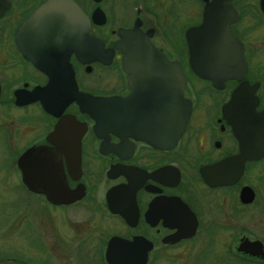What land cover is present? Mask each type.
Here are the masks:
<instances>
[{
    "label": "flooded vegetation",
    "instance_id": "obj_1",
    "mask_svg": "<svg viewBox=\"0 0 264 264\" xmlns=\"http://www.w3.org/2000/svg\"><path fill=\"white\" fill-rule=\"evenodd\" d=\"M0 3V139L48 229L45 244L33 221L46 258L14 264H264V153L234 179L230 163L235 131L264 152V0ZM189 28L207 77L188 63ZM120 29L177 64L180 99L175 70L149 50L124 69ZM24 172L46 177L49 200Z\"/></svg>",
    "mask_w": 264,
    "mask_h": 264
},
{
    "label": "water",
    "instance_id": "obj_2",
    "mask_svg": "<svg viewBox=\"0 0 264 264\" xmlns=\"http://www.w3.org/2000/svg\"><path fill=\"white\" fill-rule=\"evenodd\" d=\"M8 3L1 4L0 3V14L7 8ZM206 24H202L198 27L199 31L201 32L202 28L205 27ZM197 28H189L186 32H185V38H186V42H187V46H188V50H189V57H188V63L190 65V67L195 71V73L199 76L202 77H207L209 75V71L207 69L209 63H208V57L203 55V54H195L193 52V46H192V33L194 31H196ZM133 30H122L120 29V31L118 32L120 35L119 41L117 42V47H119L121 49V51L123 52V56H122V65L124 67V69L127 71V68L130 66H133V64H137V65H147V62H134L135 59H137L138 57L133 54L131 51L132 50H149L151 54H149L150 58L154 57L156 55V57L159 59L160 65L161 66H166L167 67V74H174L176 75L177 79L175 80V85L177 86V96L178 99L181 98V90L184 84V77L183 75L180 73V71L178 70L177 64L175 62H171L168 61L162 54H160L149 42L144 41V45H138V42H132L130 44V40L129 35L130 33H132ZM91 39L88 38V41H90ZM92 41V40H91ZM175 70V72L173 73V70ZM15 96H16V92H15ZM89 101L87 103H90V101H94V98H91L89 96H87V100ZM15 104H19L18 100H15ZM43 108L45 110H48L47 107H45V105H43ZM90 107L89 104H87V111L90 114L95 113L94 111V107L92 108ZM189 112V103L186 99L182 98V111L180 113H178L177 119L174 121L177 122V132L179 133L181 128L184 126L186 117L188 115ZM236 137L239 140V152L236 155H233L230 158V163L231 165L234 167L232 168V179L238 177L241 173L242 170V166H243V161L245 159H252V158H256L258 156H260L261 154H263V151H259L257 150V145L256 144H249L245 142V138L242 134L239 133V131H235ZM246 139H251V138H246ZM251 147V148H250ZM40 149V148H39ZM37 151L35 148L30 147L28 149H26L23 154L17 159V164L18 166H21L22 164V168L27 167L25 164V160H29V157L31 155V153L33 151ZM24 166V167H23ZM25 171V170H24ZM23 179L25 182L26 187L29 190H34L36 187H38L44 194L47 200L50 199V188L48 186V183L46 181V177H38L35 176L34 177L32 175L27 174L26 172H24L23 174ZM53 194V193H52ZM66 193L63 192H57L56 193V201L57 202H63L64 201V195ZM250 243L254 242H246L244 241L243 243H241V248L244 250H248L249 246L251 245ZM246 246V247H245ZM143 262V261H142Z\"/></svg>",
    "mask_w": 264,
    "mask_h": 264
},
{
    "label": "rangeland",
    "instance_id": "obj_3",
    "mask_svg": "<svg viewBox=\"0 0 264 264\" xmlns=\"http://www.w3.org/2000/svg\"><path fill=\"white\" fill-rule=\"evenodd\" d=\"M4 114V108L0 106V125L4 121ZM9 114L13 118L15 111H10ZM9 162V154L4 150L0 139V264H14L13 261H41L43 257L46 258V253L34 248L33 221L44 233L46 244L48 229L45 218H41L43 222L40 218L32 221L31 203L35 204L36 198L22 194L17 186L18 176L15 168ZM25 200L30 201L29 205L24 203ZM22 206L24 213L21 222V214L18 211Z\"/></svg>",
    "mask_w": 264,
    "mask_h": 264
}]
</instances>
